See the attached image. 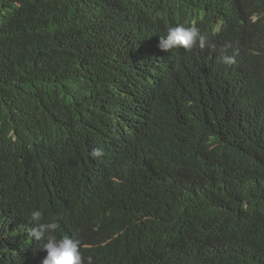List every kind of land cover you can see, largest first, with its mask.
<instances>
[{
	"label": "trees",
	"instance_id": "trees-1",
	"mask_svg": "<svg viewBox=\"0 0 264 264\" xmlns=\"http://www.w3.org/2000/svg\"><path fill=\"white\" fill-rule=\"evenodd\" d=\"M209 3L0 0V264L42 246L33 210L57 238L88 213L90 237L116 233L130 264H264V43L239 73L201 49L132 55L145 29L150 42L180 24L203 32ZM139 90L137 113L123 100ZM114 103L117 133L125 108L146 130L93 157L85 131Z\"/></svg>",
	"mask_w": 264,
	"mask_h": 264
},
{
	"label": "clouds",
	"instance_id": "clouds-1",
	"mask_svg": "<svg viewBox=\"0 0 264 264\" xmlns=\"http://www.w3.org/2000/svg\"><path fill=\"white\" fill-rule=\"evenodd\" d=\"M236 5L242 6L243 9H237ZM209 7L208 16L206 13L204 15V18L207 17L208 25L203 32L200 33L192 23L180 24L167 27L160 34L154 35L150 42L151 33L145 29L140 36L146 40L143 44L144 48L146 43L150 42L149 50L135 45V52L132 55L142 56L155 52L154 43L156 42L155 45L159 51H170L177 47H182L185 52L205 50L209 59L232 65L238 69L239 65L245 62L251 54V49L255 50L256 46L264 43V29L258 26L256 19L257 14L260 19L264 20V0H210ZM225 16L235 17L239 19V22L223 20ZM195 23H197L196 20ZM143 91H134L129 99L137 100L138 104ZM123 103H125L124 100ZM117 104L103 108L106 117L99 116L97 132L85 131V136L97 145V148L92 149L93 157H100L104 154L103 145L105 143L109 145L115 143L120 146L134 126L138 130V138L146 130L143 126L135 125L130 121L126 108L122 105L125 109H122L123 114L120 117L127 129L117 133L116 129L122 125L114 117V107H117ZM127 107L134 112H141L138 105V110L131 109L128 105ZM45 168L49 179L54 168L50 166H45ZM89 209L92 211V204ZM2 216L13 219V216L5 210H2ZM89 217L90 215L86 213L81 217V222L74 220L73 215L71 218L67 217L69 225H62L59 228L62 237L57 238L58 222L45 221L41 211L33 210L30 216L32 223L30 224V236L43 244L39 250L32 251L25 264H130L124 254L116 249V241H113L116 233L101 242H96L90 237L86 227Z\"/></svg>",
	"mask_w": 264,
	"mask_h": 264
},
{
	"label": "rangeland",
	"instance_id": "rangeland-1",
	"mask_svg": "<svg viewBox=\"0 0 264 264\" xmlns=\"http://www.w3.org/2000/svg\"><path fill=\"white\" fill-rule=\"evenodd\" d=\"M236 8L237 9H243V7L242 6H240V5H236ZM245 62H243L242 64H244ZM242 64H240L239 65V67H238V69H237V71L239 72V71H241V69H242ZM124 102L131 108V109H134V110H138V107H137V100H131V99H129V98H127V99H124Z\"/></svg>",
	"mask_w": 264,
	"mask_h": 264
},
{
	"label": "bare ground",
	"instance_id": "bare-ground-1",
	"mask_svg": "<svg viewBox=\"0 0 264 264\" xmlns=\"http://www.w3.org/2000/svg\"><path fill=\"white\" fill-rule=\"evenodd\" d=\"M121 114V113H120Z\"/></svg>",
	"mask_w": 264,
	"mask_h": 264
}]
</instances>
